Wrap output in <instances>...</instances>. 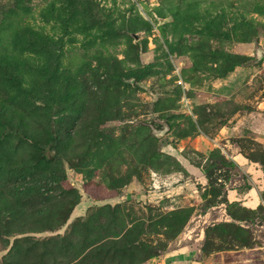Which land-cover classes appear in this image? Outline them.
I'll use <instances>...</instances> for the list:
<instances>
[{
	"label": "rangeland",
	"instance_id": "obj_1",
	"mask_svg": "<svg viewBox=\"0 0 264 264\" xmlns=\"http://www.w3.org/2000/svg\"><path fill=\"white\" fill-rule=\"evenodd\" d=\"M235 154L264 171V0H0V264H264Z\"/></svg>",
	"mask_w": 264,
	"mask_h": 264
},
{
	"label": "crops",
	"instance_id": "obj_2",
	"mask_svg": "<svg viewBox=\"0 0 264 264\" xmlns=\"http://www.w3.org/2000/svg\"><path fill=\"white\" fill-rule=\"evenodd\" d=\"M234 160L236 161L239 168L244 170L245 172H251L254 174H262L263 179L261 182L264 183V171L261 168H258L253 162H250L244 155L242 154H235L232 156ZM254 188V187H253ZM251 188L249 192L243 191V193H239L236 190H232L230 192V200L234 201V199H238L239 201L243 200V203L245 205L254 207V205L257 203V197L256 193H254V189ZM238 195V196H236ZM263 200V197H261ZM261 201V200H260ZM254 203V205H253ZM256 206V205H255ZM180 253H185L184 255H180ZM191 253L187 251L183 252V250L180 248L177 251L171 250V252H168L167 255L160 256L158 258L159 264H191Z\"/></svg>",
	"mask_w": 264,
	"mask_h": 264
},
{
	"label": "trees",
	"instance_id": "obj_3",
	"mask_svg": "<svg viewBox=\"0 0 264 264\" xmlns=\"http://www.w3.org/2000/svg\"><path fill=\"white\" fill-rule=\"evenodd\" d=\"M225 202H227V205L229 207H231V202H228L227 200H224ZM213 230H223V233L218 234L221 236V238L223 239L224 242H228L230 244H241V245H250L252 243V238H249V235L244 234L245 230H243L241 227H237L234 224H230V223H216L212 226H209L206 230V244L205 246H207L208 244H213L215 245V243L213 242V240L211 239L214 234H213Z\"/></svg>",
	"mask_w": 264,
	"mask_h": 264
}]
</instances>
